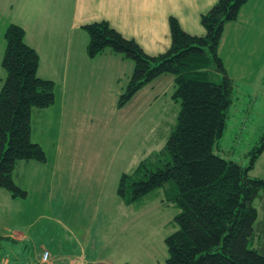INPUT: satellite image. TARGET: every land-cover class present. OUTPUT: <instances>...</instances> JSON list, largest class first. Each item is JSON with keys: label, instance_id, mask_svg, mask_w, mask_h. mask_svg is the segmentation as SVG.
I'll use <instances>...</instances> for the list:
<instances>
[{"label": "rangeland", "instance_id": "rangeland-1", "mask_svg": "<svg viewBox=\"0 0 264 264\" xmlns=\"http://www.w3.org/2000/svg\"><path fill=\"white\" fill-rule=\"evenodd\" d=\"M38 1L24 0L23 6L0 11V88L6 77L1 67L4 31L10 23L25 30V42L35 46L40 56L39 73L53 81L58 79L61 66L65 67L62 56L69 40L72 52L83 43L81 33L71 35L39 13ZM263 1L253 0V26L242 39L251 51L233 52L225 47L221 52L234 78V91L214 153L242 167L248 165V152L264 134ZM254 36L257 46L252 44ZM76 55L73 53L74 58ZM212 80L218 82L219 77L212 74ZM116 87L117 91L125 89ZM122 92L116 94L117 100ZM172 92L162 100L167 104L164 116H151V110L136 119L132 128L118 122L110 97L94 102L88 90L71 103L76 111H65L55 101L40 110L42 113H34L39 110L35 109L31 140L42 147L46 160L17 163L13 180L26 191L25 197L12 198L0 188V260L24 262L26 258L18 257L21 247H28L25 253L32 247L37 252L46 248L57 256L81 248L85 264H166L164 239L175 230L172 221L178 209L166 201L165 189H156L129 205L120 200L117 189L123 174H131L143 161H154L162 150L179 111V103L170 98ZM125 131L135 137L133 143ZM136 141L138 146L133 145ZM112 147L117 152L113 156ZM136 148L133 158H128L127 151ZM249 174L264 179V152ZM253 204L260 214L259 199ZM19 233L29 237L24 244L11 239ZM73 238L79 245H71Z\"/></svg>", "mask_w": 264, "mask_h": 264}, {"label": "trees", "instance_id": "trees-1", "mask_svg": "<svg viewBox=\"0 0 264 264\" xmlns=\"http://www.w3.org/2000/svg\"><path fill=\"white\" fill-rule=\"evenodd\" d=\"M247 1L218 0L200 16L201 36L186 33L170 17V46L156 56L147 55L106 21L81 27L88 36L89 58L110 52L133 63L118 109L154 79L174 78L170 98L179 103V111L173 130L155 160L123 174L117 189L125 205L165 189L166 201L178 209L175 230L164 239L166 264H264V249L255 247L258 214L253 204L264 193V179L249 174L264 152V134L248 152L246 167L214 153L234 91L218 48L224 25L236 20ZM24 37V29L10 23L1 60L6 77L0 88V188L12 198L26 196L13 180L17 163L46 160L42 147L30 140L31 115L55 101L54 83L37 75L39 55Z\"/></svg>", "mask_w": 264, "mask_h": 264}, {"label": "crops", "instance_id": "crops-1", "mask_svg": "<svg viewBox=\"0 0 264 264\" xmlns=\"http://www.w3.org/2000/svg\"><path fill=\"white\" fill-rule=\"evenodd\" d=\"M217 1L218 0H39L36 3V8H39L37 9L39 13H42L59 27L66 29L71 35L81 33L80 35L83 43L72 52V41L69 40L65 46V51L67 48L66 54L62 56V64L65 65V67L61 66L58 79L55 78V81H53L50 77L39 73L40 56L37 70L38 74L42 79L53 81L55 103L60 102V105L65 107V111H76L75 104L71 105V103L79 97L80 93H85V91L88 90L94 102L98 98L106 99V97H110L111 103L115 104L113 109L119 115L117 117L118 122H121L124 126H128V128H132L136 119L151 110H153L152 113H150L151 116H164L163 108L167 104L162 100L165 97L167 98V95L173 90V76L163 75L154 79L151 83L139 90L125 106L118 109L116 107V94H120L122 90L117 91L116 86L120 88L125 87L132 73L133 63L120 55L110 52H105L96 57L89 58L86 54V43H88V41L85 33L82 34V32L85 31L81 27L92 22L106 21L109 26L116 30L121 36L134 40L147 55L156 56L165 52L170 46L171 40L168 25L170 17H174L178 21L181 29L186 33L201 36L204 34V29L200 23V16L206 13ZM14 5L23 6L24 0H0V11L3 9L11 10ZM253 5V0H248L247 3L240 8L236 20L226 23L223 27L218 48V56L230 77L231 75L225 62L226 59L221 56V52L225 47L233 52L251 51L248 43L242 41V39L247 29L253 26L255 18V10L251 9ZM25 37L24 42L26 41ZM252 44L257 46L255 36ZM27 45L30 46L29 44ZM30 47H34L33 49L36 51L35 46L31 45ZM73 53L77 54L75 58L73 57ZM71 63L70 72L67 74V69L70 67L69 64ZM79 106L82 108L85 107L84 103H79ZM76 107H78V105ZM34 113H42V111ZM66 114L70 113L66 112ZM110 127L111 125L108 124V128ZM125 133L130 137L129 141L133 143L135 137H132V134L128 131H125ZM31 134L32 131L30 133V140ZM108 134L112 136L110 131ZM105 137L110 143V138L107 136ZM133 145L138 146L137 141L136 144ZM132 150L127 151L128 158H133L137 148ZM118 152H121V148H119ZM114 153L117 154L115 147H112L111 155L113 156ZM257 199H259L261 203V212L259 214V211L255 207L258 214L255 226L257 232L255 247L258 250H263L264 193ZM28 238L19 233L15 234L11 239L13 241H22L24 244ZM77 243L79 245V242L73 238L71 245H76ZM26 248L24 249L21 247V253L18 257L26 258L25 261L37 263V255L41 251L37 252L32 247L29 253H25ZM42 249L43 248H41V250ZM45 250L47 249L45 248ZM49 252L51 264H85L86 257L82 253L81 248H77L76 251L74 248L67 250L60 253V256H57L54 252ZM7 261H9V259H7ZM25 261L22 263L25 264ZM58 261L61 262L57 263Z\"/></svg>", "mask_w": 264, "mask_h": 264}, {"label": "built area", "instance_id": "built-area-1", "mask_svg": "<svg viewBox=\"0 0 264 264\" xmlns=\"http://www.w3.org/2000/svg\"><path fill=\"white\" fill-rule=\"evenodd\" d=\"M50 255L48 251H42L39 255L38 263L26 262L28 264H51ZM0 264H7L6 260H0Z\"/></svg>", "mask_w": 264, "mask_h": 264}, {"label": "bare ground", "instance_id": "bare-ground-1", "mask_svg": "<svg viewBox=\"0 0 264 264\" xmlns=\"http://www.w3.org/2000/svg\"><path fill=\"white\" fill-rule=\"evenodd\" d=\"M43 251H48V250H43ZM49 252V251H48ZM49 255H50V252H49ZM25 264H28V263H25Z\"/></svg>", "mask_w": 264, "mask_h": 264}]
</instances>
